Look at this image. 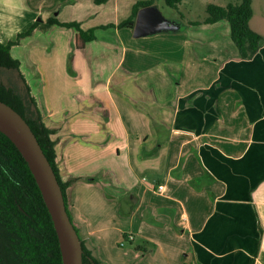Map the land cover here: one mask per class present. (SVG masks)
<instances>
[{"label":"crops","instance_id":"1","mask_svg":"<svg viewBox=\"0 0 264 264\" xmlns=\"http://www.w3.org/2000/svg\"><path fill=\"white\" fill-rule=\"evenodd\" d=\"M94 1L0 0L2 42L40 22L12 53L86 246L107 264H264V43L243 59L217 35L206 57L182 21L135 36L101 19L138 0ZM50 17L97 37L74 47L76 30ZM223 20L203 27L231 32ZM251 26L264 36L254 9ZM129 233L134 248H118Z\"/></svg>","mask_w":264,"mask_h":264},{"label":"trees","instance_id":"2","mask_svg":"<svg viewBox=\"0 0 264 264\" xmlns=\"http://www.w3.org/2000/svg\"><path fill=\"white\" fill-rule=\"evenodd\" d=\"M95 1L103 3L107 0ZM156 1L138 0L127 18L117 25L109 23L102 27L133 28L139 9L155 4ZM165 1L168 5L177 7L183 0ZM207 10L208 15L203 21L193 23L228 20L231 37L239 49L240 57L248 59L255 56L264 43V36L251 26L253 0H241L239 3L227 5L208 3ZM39 23L35 22L29 30L19 33L15 39L7 42L0 40V99L12 105L31 125L58 176L69 212L66 192L68 183H64L59 175L56 142L51 136L52 129L44 122L37 102L21 72V60L12 53V47L23 37L30 35ZM46 23L48 26L58 24L74 28L76 30L74 47H82L97 37L95 27L84 29L81 23L75 20L62 22L56 17H50ZM72 54L71 52V57ZM82 244L83 264H107L93 254L83 239ZM0 264H63L59 236L36 177L18 146L1 129ZM249 264H253V261Z\"/></svg>","mask_w":264,"mask_h":264},{"label":"water","instance_id":"3","mask_svg":"<svg viewBox=\"0 0 264 264\" xmlns=\"http://www.w3.org/2000/svg\"><path fill=\"white\" fill-rule=\"evenodd\" d=\"M180 27V21L165 18L157 5L151 4L139 9L134 35L177 31ZM0 129L15 142L36 177L59 236L63 264H83L82 239L67 210L58 176L29 122L12 105L1 99Z\"/></svg>","mask_w":264,"mask_h":264},{"label":"rangeland","instance_id":"4","mask_svg":"<svg viewBox=\"0 0 264 264\" xmlns=\"http://www.w3.org/2000/svg\"><path fill=\"white\" fill-rule=\"evenodd\" d=\"M241 0H183L181 3L178 4L177 7H172L166 3L165 0H157L156 5L161 11L162 15L171 20H176V21H182L184 23V27L182 29L183 34H187L188 39L189 35L195 34L196 32L202 34L204 36V42L202 44V51L204 52V55L208 57L209 51H211L212 46H211V38L213 36H217V41L223 43L224 48H230L227 40L231 41V46L232 44L236 46L235 42L233 41L231 37V32L230 30L226 29L225 27H221L220 29L217 30H212V25L209 24L207 28L203 27V22L198 23L197 25H194L196 23H193L195 21H203V19L208 15V10H207V4L208 3H216L220 5H227L229 3H239ZM95 2V1H94ZM111 4H109L110 6ZM253 9L259 16H264V0H253ZM108 6V7H109ZM105 17L101 19V21L106 20H113L116 21L117 18L119 20H123L127 18L130 14L127 10H116L114 12V9L108 8V11L105 12ZM104 16V15H101ZM100 16V17H101ZM228 21V20H227ZM223 20L222 22H227ZM203 27V28H201ZM207 36V37H206ZM191 42L195 43V40H188L189 47L191 45ZM198 43V48H200V42ZM74 45V44H73ZM237 47V46H236ZM191 50V48H190ZM21 51L20 48H17L15 53H18ZM208 53V54H207ZM16 55V54H15ZM14 55V56H15ZM206 64H209L210 62L205 61ZM129 240H124V243L122 244L125 245V247H120L117 246L118 248L125 249V248H134V243H129ZM116 253H118V257L124 254V251L122 250H117Z\"/></svg>","mask_w":264,"mask_h":264},{"label":"built area","instance_id":"5","mask_svg":"<svg viewBox=\"0 0 264 264\" xmlns=\"http://www.w3.org/2000/svg\"><path fill=\"white\" fill-rule=\"evenodd\" d=\"M158 189H159V191L164 192L166 190L165 184H159ZM133 239H134V234L129 233V234H127V236L124 240H133ZM124 240L122 241V244L124 243Z\"/></svg>","mask_w":264,"mask_h":264}]
</instances>
